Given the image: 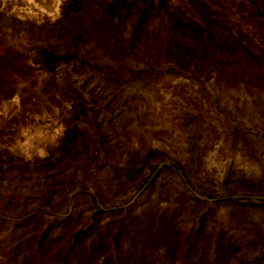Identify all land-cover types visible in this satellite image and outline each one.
Wrapping results in <instances>:
<instances>
[{
  "label": "rangeland",
  "instance_id": "374dc122",
  "mask_svg": "<svg viewBox=\"0 0 264 264\" xmlns=\"http://www.w3.org/2000/svg\"><path fill=\"white\" fill-rule=\"evenodd\" d=\"M8 79L0 264H264V0H0Z\"/></svg>",
  "mask_w": 264,
  "mask_h": 264
},
{
  "label": "crops",
  "instance_id": "0c3cea01",
  "mask_svg": "<svg viewBox=\"0 0 264 264\" xmlns=\"http://www.w3.org/2000/svg\"><path fill=\"white\" fill-rule=\"evenodd\" d=\"M12 84V81L8 79L6 82L0 84V89H12Z\"/></svg>",
  "mask_w": 264,
  "mask_h": 264
}]
</instances>
